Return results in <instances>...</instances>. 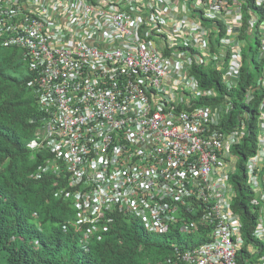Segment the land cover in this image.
I'll use <instances>...</instances> for the list:
<instances>
[{
	"label": "built area",
	"instance_id": "1",
	"mask_svg": "<svg viewBox=\"0 0 264 264\" xmlns=\"http://www.w3.org/2000/svg\"><path fill=\"white\" fill-rule=\"evenodd\" d=\"M0 38L32 73L42 125L30 147L49 153L34 178L66 175L55 195L72 201L65 226L88 228L84 243L130 214L179 233L167 264H264V0H0ZM245 47L260 75L243 101L262 91L254 142L247 113L225 124ZM204 69L222 92L201 84ZM245 142L252 239L230 183Z\"/></svg>",
	"mask_w": 264,
	"mask_h": 264
},
{
	"label": "trees",
	"instance_id": "2",
	"mask_svg": "<svg viewBox=\"0 0 264 264\" xmlns=\"http://www.w3.org/2000/svg\"><path fill=\"white\" fill-rule=\"evenodd\" d=\"M246 1L252 4V0ZM243 55L241 77L229 92L234 109L225 124L234 126L238 114L247 113L249 140L254 142L256 104L262 91L255 90L252 104H246L242 96L247 88H254L260 73L249 71L248 54L243 51ZM197 75L202 85L222 92L214 70H200ZM31 78L21 50L5 45L0 38V264H167V256L175 252L173 240L181 238L176 231L149 233L137 217L113 213L112 220L84 243L83 232L88 228L65 226L76 215L70 199L55 195L66 185V175L47 173L34 178L49 153L30 147L42 125L37 97L29 85ZM221 97L199 102L212 104ZM233 152L239 160L230 173L235 189L232 206L241 217L245 236L252 239L249 231L257 216L250 203L253 192L246 183L244 164L254 148L245 142L234 146Z\"/></svg>",
	"mask_w": 264,
	"mask_h": 264
},
{
	"label": "rangeland",
	"instance_id": "3",
	"mask_svg": "<svg viewBox=\"0 0 264 264\" xmlns=\"http://www.w3.org/2000/svg\"><path fill=\"white\" fill-rule=\"evenodd\" d=\"M252 45H253V51H254V49H256L257 45H256L255 42H252ZM248 50H249V48L248 47H245L244 51H246V53H248ZM253 51H251V53H253ZM43 156H45L44 153H43ZM184 236H185V234H184Z\"/></svg>",
	"mask_w": 264,
	"mask_h": 264
},
{
	"label": "clouds",
	"instance_id": "4",
	"mask_svg": "<svg viewBox=\"0 0 264 264\" xmlns=\"http://www.w3.org/2000/svg\"><path fill=\"white\" fill-rule=\"evenodd\" d=\"M89 239H90V238H89ZM89 239H88V240H89ZM82 241L84 242V240H82Z\"/></svg>",
	"mask_w": 264,
	"mask_h": 264
}]
</instances>
